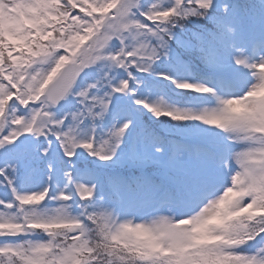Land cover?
Returning a JSON list of instances; mask_svg holds the SVG:
<instances>
[{
    "label": "snow or ice",
    "instance_id": "snow-or-ice-1",
    "mask_svg": "<svg viewBox=\"0 0 264 264\" xmlns=\"http://www.w3.org/2000/svg\"><path fill=\"white\" fill-rule=\"evenodd\" d=\"M0 264H264V0H0Z\"/></svg>",
    "mask_w": 264,
    "mask_h": 264
}]
</instances>
